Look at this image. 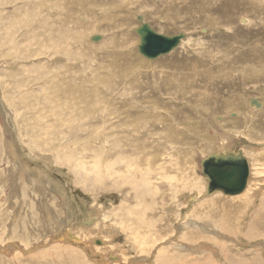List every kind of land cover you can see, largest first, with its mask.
<instances>
[{"label": "rangeland", "instance_id": "rangeland-1", "mask_svg": "<svg viewBox=\"0 0 264 264\" xmlns=\"http://www.w3.org/2000/svg\"><path fill=\"white\" fill-rule=\"evenodd\" d=\"M30 1L0 0V155L2 154L0 159V194H3L2 196L0 195V204L2 205H0V264H7L3 258L8 260L9 264H98L103 257L104 260L116 264L122 261V264H211L210 262H212V264H264V171H261L264 170V116H259L256 122V124L259 123L261 127H263L262 130L258 129L256 124L252 123V125H250L251 123H249L247 134H243L241 127L244 126L243 124L245 122L236 115V113H245L246 106L248 109H252L250 108L251 106H248L249 97L250 99L256 100L259 98L258 102L260 101L261 107L258 110L262 109L263 111L260 113L264 115V0H256L255 3H253V0H248L246 2L239 0L240 5L229 3L230 0H225L224 2L210 0L208 5L203 4L204 2L200 0H183V3H181L180 0H164L162 2L149 0L144 2L143 5L145 6L143 8L138 7L140 4L134 5V8L131 6L127 9L128 12L126 13L125 11L123 14L125 17H119L120 22L127 24V27L124 28V32L128 30V32H126V36H128L127 40L124 39L125 37L123 38L119 35L118 29V33L116 31L113 34V31H111L112 25L114 24L112 18H114L115 14L104 11L107 6L101 5L108 0H51L50 6H54L52 8H46L48 5H44L45 0H36V4ZM113 1L119 2V0ZM177 1L181 5L178 6ZM162 3L166 5L171 4L164 13H162L164 10V7H161ZM222 3L225 4L224 7H228V10H226V12L215 11L217 7L223 5ZM93 7L96 10H94ZM155 8H157L156 11ZM46 9H50V11L53 12L52 14L55 15L52 19H43L45 24L42 28L39 22V13ZM97 9L99 11H97ZM93 11H97V13L94 15ZM260 11L263 12L261 13ZM204 14L209 16L208 21L207 19L203 20ZM213 14L219 17L225 14L228 20L234 23V28H232L234 31L223 28V30H220L223 33L219 31L220 34H231L232 32L237 35L239 34L237 43L233 42L235 40L232 39L233 41H228L221 49L234 48L238 44V46L241 47L240 54H236V56L233 55L230 58V55H222V53L215 52V48L211 49L210 53L205 54L202 41L206 39L208 42L213 39L206 37L207 34L202 35L201 29H208V33H210L212 31V25L217 24L219 27L217 18ZM139 15L147 20V22L150 21V26L154 25L153 27L156 32L159 31L163 35L179 32V34L185 35V39L190 38V41L194 39L193 43L197 44V48L195 47L193 51L186 50L182 52L181 55L169 53L152 62L145 60L136 53L135 47L138 44V37L134 35V28H136L138 24L136 17ZM164 15L166 16L164 17ZM171 16H176L174 19H176V23L179 22L176 28L170 30V32L159 28V26H162L159 23V19L165 18L169 20ZM102 17L106 19L101 20ZM129 17H131V20ZM173 17L171 18L173 19ZM189 19L193 21L190 22ZM222 22L225 24L226 20L222 18ZM181 26L185 27L186 30H180ZM66 32L67 34H65ZM214 32L218 33L217 31ZM62 34L65 37L62 38ZM92 37H100V39L93 42L91 40ZM10 38L11 40H9ZM65 38L66 41L64 40ZM231 38H233V35ZM190 41L188 40L185 43H191ZM110 43L112 47H110ZM64 44L65 46H63ZM107 48L116 50H112L114 53L110 51V54L105 55L104 53L107 52L105 49ZM119 48L120 50H118ZM116 51L118 52L116 53ZM119 51H122L120 56L118 54L120 53ZM75 53L77 55H75ZM247 53L252 54L239 58L240 55ZM173 56L174 58L172 59ZM51 60L53 62H51ZM102 60L104 61L102 62ZM231 60H244L247 65L242 68H259L258 72L261 69V74L258 72L252 73L249 72V70L237 68L236 66H227L234 65ZM121 67L124 69L123 71L120 69ZM152 67H154V69ZM159 72H161L162 75ZM211 72L213 78H211ZM233 72L234 76L232 74ZM14 74L16 75L13 76ZM168 74L173 76L170 77ZM135 77H137V80ZM221 78L223 84H221ZM247 78L250 79L248 80ZM223 79L226 81H223ZM224 84H226V87H224ZM238 84H240L241 87ZM229 85L232 86L230 87ZM124 86L129 89H125ZM186 88L189 89V91ZM228 88H230V90ZM231 88L233 90H231ZM247 88L253 91V94L252 92L247 94L248 97L243 91ZM191 91L193 92L191 93ZM242 91L244 93L243 97L241 95L240 98L238 97L237 99L243 101V104L237 101L235 98L237 95L233 93ZM225 92H228V94ZM182 93L184 96H182ZM217 93H219V95ZM235 101H237V103ZM232 102L235 104L233 105ZM199 106H201L204 111L200 110ZM52 107H54V109ZM192 107L193 109H191ZM146 108L149 109V111L153 109L149 112ZM232 109L233 111H231ZM72 110H74L73 113L71 112ZM80 110L82 113L79 112ZM145 110H147V113ZM5 112L8 114L6 115ZM204 112L207 113L205 114ZM223 116L225 118L221 119ZM161 121L164 122L163 125ZM177 125L179 128H177ZM251 127L253 128L251 129ZM255 128L258 129L257 131L260 134H256L257 131H254ZM223 131L229 132L231 136ZM147 132L148 136L146 135ZM234 134L241 135L235 137ZM246 135L252 137V139L248 138ZM212 136L214 138H212ZM209 144L213 149L215 148L212 152L219 150L217 154H229L232 156L211 154L212 152L210 151L211 147ZM23 145L25 147H23ZM10 148L12 150L14 149V151ZM160 149H162V151ZM8 152H12V155H15L16 158L12 157V159H10ZM174 152L177 154H174ZM121 153L125 154L122 155ZM203 153L204 156L202 155ZM132 156L133 158H130ZM172 156L176 159H173ZM211 156L212 158L217 157V159L226 157L224 160L232 157L236 158L232 163L240 168L242 171L240 179L244 180V188L240 194L232 197L222 195V193L218 192L213 193L217 195V197L213 194L209 195V197L206 195L207 179L202 174L200 165L203 160L208 161L207 159ZM258 156L260 157V162L262 161L261 164L263 168L256 165L259 162L256 161V157ZM184 157L186 158L183 159ZM134 158L136 161L133 160ZM169 158L170 161L167 162ZM163 159H165V162ZM61 160H64L65 163L64 161L61 162ZM132 160L133 163H131ZM143 161H146L145 165ZM136 162H138V164ZM78 163L79 165H77ZM172 163L174 164L172 165ZM198 163L200 165H198ZM44 164L45 167L43 166ZM133 165L134 167L132 168ZM154 166L156 167V171ZM17 167H21V170ZM79 167L81 168L79 169ZM105 167L107 169H105ZM14 168L18 169V171L16 170L13 172ZM31 168L33 169L30 170ZM34 169L38 171L36 172ZM91 170L93 172H91ZM39 172L42 173L40 174ZM96 173L98 174L96 175ZM107 173H109V175ZM200 174L202 175L200 176ZM140 175H142V177H140ZM37 176H39V178ZM153 178H158L159 180H154ZM28 179L29 181H27ZM140 179H142L141 182ZM160 180H162V182H159ZM187 180L189 181V186L187 185ZM200 180L201 182H198ZM258 180L261 182V185L257 183ZM16 182L19 183L17 184ZM139 183H141V185ZM197 183L198 186L196 185ZM249 185H252L253 191L257 190L258 192L256 191L253 198L250 199L252 200V204L246 208L245 211L248 213L246 214L243 210L245 201L246 199L248 200V198L244 199V197H246V189ZM19 186L21 187L19 188ZM43 188H45V190ZM170 188H176V194L173 192L174 190H170ZM131 189L133 190L131 191ZM30 190L32 193H30ZM16 191H18L17 194H15ZM53 191L55 192L53 193ZM210 196L213 197L211 198ZM233 197L238 199L234 200ZM51 198H53V200ZM168 200L169 202H167ZM178 200L179 202H177ZM143 204L145 206H143ZM161 205L162 207H159ZM120 206L131 209V217H133L131 218V222H127L125 218L126 215H124L125 211L124 209L120 211ZM79 207H81V211L77 210ZM145 207L147 208L145 209ZM233 207L234 210H236L235 212ZM67 211H69L71 215ZM51 212L55 214H51ZM106 212H108V214ZM172 212H174L175 215ZM33 214H35V216ZM121 214L125 219L124 224L121 223L119 219H115L117 217L121 218ZM14 215L15 217H13ZM38 215L40 216L39 219ZM68 215L70 217H68ZM104 219H107L105 220L106 222H102ZM89 222L91 224H89ZM96 223H98V227H96ZM16 225L20 227L21 231H19V227ZM54 225L55 227H53ZM59 225H62L61 230L58 228L60 227ZM141 225L143 226L142 228ZM122 227H125V229ZM156 227L160 228V230L157 228L158 231ZM50 228L52 229L50 230ZM55 228L57 231H55ZM89 228L91 231H87ZM40 229H43V231ZM213 229L214 231H212ZM133 230H136L139 238L133 237L134 235L131 233ZM11 231L12 233H10ZM217 238L218 240H216ZM103 239L104 241H102ZM251 239L253 241H251ZM64 240L67 243L64 242ZM16 241H19V245L22 247L18 252L11 248L14 244L13 242L16 243ZM218 241L220 243H218ZM102 242L106 243V246L108 245L111 247L113 245L114 248H117V251L111 249L112 252L114 251L112 257L115 260H111L107 253H105V255H102L104 253L92 254L91 248L94 246L103 247ZM60 243L63 244L61 245ZM162 243L166 244V246H163ZM22 244L28 246V248H26L27 251ZM84 245L87 247L91 245V247L88 250ZM207 246L210 248H207ZM58 249H68L69 254L74 255L76 258L65 262V258L61 255V252H56ZM168 250L172 251V254L169 256L168 260H166ZM121 252L124 253V256ZM148 252L151 254L150 257ZM16 253L20 254L19 257ZM21 254L26 258L24 259ZM106 254L108 256H106ZM42 255L44 257H42ZM198 255H200V257H198ZM18 258L23 259V261H21V259L18 261ZM138 258H142L140 259L141 261ZM144 258L146 260L150 259L149 262L148 260L144 261ZM224 258H226V260ZM220 259L221 263H218ZM237 259L240 262H238ZM206 260L207 262L205 263Z\"/></svg>", "mask_w": 264, "mask_h": 264}, {"label": "bare ground", "instance_id": "bare-ground-1", "mask_svg": "<svg viewBox=\"0 0 264 264\" xmlns=\"http://www.w3.org/2000/svg\"><path fill=\"white\" fill-rule=\"evenodd\" d=\"M26 1V0H25ZM30 1V0H29ZM50 1L51 0H45V6H46V4L48 5L46 8H52V7H54V6H50ZM54 1V0H53ZM52 1V2H53ZM59 1V0H58ZM93 1V0H92ZM139 1H140V3H139ZM147 1H149V0H119V2L118 1H113V0H108L107 2L106 1H104V2H106V3H103V4H101V5H106L107 7L104 9V11H106V12H110L111 14H115L114 15V18H112V20H113V22H114V24L112 25L113 27L111 28V31H113V34L117 31V29L119 30V35H121L125 40H127L128 39V36H126V32H128V30L127 31H125L124 32V28L125 27H127V24L126 23H122V22H120V20H119V17L120 16H122V17H125V16H123V14L125 13V11H126V13L128 12V8L129 7H131V6H133V8H134V5H138V4H140V6H138V7H144L145 5H143L144 4V2H147ZM151 1H157V2H162V1H164V0H151ZM176 1V0H175ZM186 1V0H185ZM201 2H204L203 4H206V5H208V3H210V0H200ZM217 1H219V2H224L225 0H217ZM229 1V0H228ZM243 1H248V0H243ZM254 2L253 3H255L256 2V0H253ZM30 2H32V3H34V4H36L37 3V1L36 0H32V1H30ZM87 2V1H86ZM180 2L181 3H183V0H180ZM188 2V1H187ZM191 2V1H190ZM41 3V2H40ZM92 3V2H91ZM229 3H234V4H237V5H240V3H239V0H235V1H233V0H230V2ZM228 3V4H229ZM26 4V3H25ZM174 4V3H173ZM223 4V3H222ZM41 5V4H40ZM39 5V6H40ZM90 5V4H89ZM169 5H171V4H169ZM169 5H166V4H163L162 3V5H161V7H164V10H163V12L162 13H164L170 6ZM176 5V4H175ZM177 5L179 6V5H181L180 3H178V1H177ZM197 5V4H196ZM218 5V4H217ZM224 5L225 4H223V5H221V6H219V7H217L216 9H215V11H223V12H226V10H228V7H224ZM227 5V4H226ZM42 6V5H41ZM97 6V5H96ZM193 6V5H192ZM25 7H26V5H25ZM32 7V6H31ZM157 7V6H156ZM137 8V7H136ZM174 8V7H173ZM38 9V8H37ZM93 9H94V7H93ZM98 9H102V8H98ZM97 9V11H99ZM153 9V8H152ZM182 9V8H181ZM195 9V8H194ZM208 9V8H207ZM34 10V9H33ZM54 10H55V8H54ZM65 10H66V8H65ZM94 10H96V9H94ZM130 10V9H129ZM148 10V9H147ZM157 10V8H155V11ZM97 11H93V14L95 15L96 13H97ZM154 11V10H153ZM171 11V10H170ZM187 11V10H186ZM38 12V11H37ZM102 12V11H101ZM134 12V11H133ZM140 12V11H139ZM261 13L263 12V11H260ZM53 12H51L50 11V9H46V10H43V11H41L40 13H39V22H40V24L42 25V28H43V26H44V24H45V21L43 20V19H47V20H49V18L50 19H52L53 17H54V15L52 14ZM62 13V12H61ZM71 14V13H70ZM101 14V13H100ZM103 14H104V12H103ZM157 14V13H156ZM156 14H155V16H156ZM167 14V13H166ZM71 15H73V14H71ZM70 15V16H71ZM83 15V14H82ZM162 15V14H161ZM176 15V14H175ZM216 18H217V21H218V23H219V27L217 26V24H214V25H212V28H211V32L210 33H208V29H205V28H202L201 30H202V35H206V37H210V38H212L213 40H211V41H208L207 42V40L206 39H204L203 40V36H202V46L205 48V54H208V53H210L211 52V49H213V48H215V52H218V53H222V55H230L229 57L231 58V56H236V54H240L239 52H240V49H241V47L240 46H238V44L236 45V47H234V48H226V49H221V47L223 46V45H225V43H227L228 41H233V40H235V41H233V42H236L237 43V41L239 40V34L237 35L236 33H231V34H229V33H226V34H220L219 33V31L220 30H223V28L224 29H226V30H233L232 28H234V23L233 22H231V21H229L228 20V17L224 14L222 17H219V16H217L216 14H213ZM25 16V15H24ZM108 16V15H107ZM106 16V17H107ZM112 16V15H111ZM117 16H118V18H117ZM140 16V15H139ZM150 16V15H149ZM166 15H164V17H165ZM188 16V15H187ZM98 17H100V16H98ZM158 17V16H157ZM161 17V16H160ZM171 17H173V16H171ZM169 18V20H167V19H165V18H163V19H159V23L162 25V26H159V28H161V29H164V30H167V31H169L170 32V30H174L175 28H176V25L177 24H179V22H177L176 23V19H174L176 16H174L173 17V19L172 18ZM185 17V16H184ZM18 18V17H17ZM60 18H61V16H60ZM88 18V17H87ZM111 18V17H110ZM147 18V17H146ZM167 18V17H166ZM178 18V17H177ZM222 18L223 19H225L226 20V22H225V24L222 22ZM104 19H106L105 17H102L101 18V20H104ZM129 19L131 20V17H129ZM180 19V18H179ZM204 19H207V21L209 20V16L208 15H206V14H204V16H203V20ZM69 20V19H68ZM109 20H111V19H109ZM145 20V19H144ZM155 20V19H154ZM190 20V22L191 21H193L192 19H189ZM188 20V21H189ZM228 20V21H227ZM59 21V20H58ZM91 21V20H90ZM122 21V20H121ZM153 21V20H152ZM158 21V20H157ZM185 21V20H184ZM196 21V20H195ZM246 21V20H245ZM26 22V21H25ZM108 22H110V21H108ZM144 24H148V26H149V28H150V30L153 32V33H155L156 35H163V34H161V32H159L158 30V32H156V30L154 29V23L153 24H151V25H153V26H150V21L149 22H147V20H145V21H142ZM240 22H242V23H245V22H243V21H240ZM112 23V22H111ZM213 24V23H212ZM26 25V24H25ZM182 25V24H181ZM93 26H96V25H93ZM99 26V25H98ZM137 26H138V24H137ZM136 26V27H137ZM187 26V25H186ZM209 26V25H208ZM211 26V25H210ZM11 27V26H10ZM30 27V26H29ZM80 28V27H79ZM90 28V27H89ZM105 28V27H104ZM181 29L180 30H186V28L185 27H180ZM1 29V28H0ZM187 29H189V28H187ZM134 30H135V28H134ZM189 31V30H188ZM191 31H193V30H191ZM196 31V30H195ZM214 31H217L218 33H215ZM234 31V30H233ZM58 32V31H57ZM69 32V31H68ZM82 32V31H81ZM131 32V31H130ZM197 32V31H196ZM199 32V31H198ZM221 32V31H220ZM61 33V32H60ZM64 33V32H63ZM117 33H118V31H117ZM179 33V32H178ZM178 33H172V34H168L167 36H172V35H176V34H178ZM221 33H223V32H221ZM35 34V33H34ZM40 34V33H39ZM49 34V33H48ZM65 34H67V32L65 33ZM64 34V35H65ZM187 34V33H186ZM14 35V34H13ZM135 35V34H134ZM166 35V34H165ZM210 35V36H209ZM233 35V38H231V36ZM56 35L54 34V37H55ZM67 36V35H66ZM71 36V35H70ZM91 36V35H90ZM195 36V35H194ZM193 36V37H194ZM5 37V36H4ZM14 37V36H13ZM34 37V36H33ZM43 37V36H42ZM50 37V36H49ZM53 37V38H54ZM63 37H65V36H63V34H62V38ZM73 37V36H72ZM102 37V36H101ZM188 37V36H187ZM205 37V38H206ZM6 38V37H5ZM60 38V37H59ZM66 38H68V37H66ZM66 38L64 39L65 41H66ZM70 38V37H69ZM134 38V37H133ZM55 39L57 40V37H55ZM138 39V38H137ZM193 39V38H192ZM233 39V40H232ZM9 40H11V38L9 39ZM40 40H41V38H40ZM52 40V39H51ZM61 40H63V39H61ZM72 40H74V39H72ZM190 41V38H187V39H185V40H182L181 41V43H180V45H179V49L177 48V50H175L174 52H171V53H177V55H181V53L182 52H184V51H186V50H194V48L196 47L197 48V44H195V43H193V40H191L190 42L191 43H185L186 41ZM39 41V40H38ZM196 41V40H195ZM34 42V41H33ZM60 42H62V41H60ZM43 43V42H42ZM56 43V42H55ZM64 43V42H63ZM104 43V42H103ZM25 44V43H24ZM80 44V43H79ZM136 44V43H135ZM256 44V43H255ZM254 44V45H255ZM259 44V43H258ZM42 45V44H41ZM46 45V44H45ZM110 45V47H112V44L110 43L109 44ZM40 46V45H39ZM63 46H65V44L63 45ZM117 46V45H116ZM135 46V45H134ZM259 46V45H258ZM28 47V46H27ZM31 47V46H30ZM59 47V46H58ZM57 47V48H58ZM75 47V46H74ZM81 47V46H80ZM136 47V46H135ZM8 48V47H7ZM65 48V47H64ZM68 48V47H67ZM116 48V47H115ZM128 48V47H127ZM131 48V47H130ZM256 48V47H255ZM24 49V48H23ZM12 50V49H11ZM64 50V49H63ZM72 50H74V49H72ZM102 50V49H101ZM107 52H105L104 54L106 55V54H110L111 52L110 51H112V50H116V49H112V48H107V49H105ZM118 50H120V48L118 49ZM124 50V49H123ZM196 50V49H195ZM199 50V49H198ZM220 50V51H219ZM226 50V51H225ZM245 50V49H244ZM67 51V50H66ZM128 51V50H127ZM33 52V51H32ZM85 52V51H84ZM113 52V51H112ZM118 51H116V53H117ZM120 53H118L119 54V56H120V54H121V52L122 51H119ZM130 52V51H129ZM191 52V51H190ZM41 53H43V52H41ZM114 53V52H113ZM137 53V52H136ZM38 54V53H37ZM73 54V53H72ZM80 54H82V53H80ZM85 54V53H84ZM193 54H194V52H193ZM196 54H198V53H196ZM252 53H247V54H242V55H240L239 56V58H243V57H246V56H249V55H251ZM75 55H77L76 53H75ZM177 55H175V56H177ZM40 56V55H39ZM85 56V55H84ZM192 56H194V55H192ZM199 56V55H198ZM216 56V55H215ZM97 57V56H96ZM128 57V56H127ZM160 57H163V56H160ZM159 57V58H160ZM190 57V56H189ZM196 57H197V55H196ZM201 57V56H200ZM84 58V57H83ZM108 58V57H107ZM115 58H116V56H115ZM120 58V57H119ZM174 58V56L172 57V59ZM212 58V57H211ZM10 59V58H9ZM52 59V58H51ZM142 59V58H141ZM199 59V58H198ZM202 59V58H201ZM12 60V59H11ZM17 60V59H16ZM157 60V59H156ZM104 60H102V62H103ZM109 61V60H108ZM155 61V60H154ZM232 62H233V64L234 65H227V66H236L237 68H242V67H245V65H247V64H245V62H244V60H231ZM23 62V61H22ZM51 62H53L52 60H51ZM117 62V61H116ZM152 62V61H151ZM176 62V61H175ZM197 62V61H196ZM72 63V62H71ZM114 63V62H113ZM218 63V62H217ZM4 64V63H3ZM7 64V63H6ZM62 64V63H61ZM154 64V63H153ZM198 64V63H197ZM211 64V63H210ZM43 65V64H42ZM41 65V66H42ZM49 65V64H48ZM11 66V65H10ZM20 66V65H19ZM63 66V65H62ZM115 66V65H114ZM206 66V65H205ZM5 67H6V65H5ZM9 67V66H8ZM7 67V68H8ZM35 67V66H34ZM60 67V66H59ZM117 67H118V64H117ZM139 67H141V66H139ZM161 67V66H160ZM124 68V67H123ZM133 68V67H132ZM153 69H154V67H152ZM175 68H177V67H175ZM263 68H264V66H263ZM262 68V69H263ZM24 69V68H23ZM61 69V68H60ZM59 69V70H60ZM122 71L124 70V69H122V67L120 68ZM242 69H244V70H249V72H252V73H257L258 72V70H259V68H252V67H248V68H242ZM105 70V69H104ZM117 70H118V68H117ZM228 70H229V68H228ZM231 70V69H230ZM28 71V70H27ZM108 71V70H107ZM164 71V70H163ZM5 72H6V70H5ZM33 72V71H32ZM54 72V71H53ZM136 72V71H135ZM48 73V72H47ZM106 73V72H105ZM116 73V72H115ZM160 74H161V72H159ZM158 73V74H159ZM258 73H260L261 74V69H260V71L258 72ZM55 74V73H54ZM108 74V73H107ZM117 74V73H116ZM157 74V73H156ZM174 74V73H173ZM220 74V73H219ZM233 74V76H234V72L232 73ZM242 74V73H241ZM12 75V74H11ZM11 75H9V76H11ZM16 74H14L13 76H15ZM135 75V74H134ZM138 75H140V74H138ZM154 75V74H153ZM162 75V74H161ZM161 75H159V76H161ZM164 75H166V74H164ZM169 76H170V74H168ZM211 75H212V72H211ZM249 75V74H248ZM258 75V74H257ZM114 76V75H113ZM171 76H173V75H171ZM170 76V77H171ZM176 76H178V75H176ZM232 76V77H233ZM237 76V75H236ZM253 76V75H252ZM5 77V76H4ZM8 77V76H7ZM12 77V76H11ZM162 77V76H161ZM175 77V76H174ZM198 77V76H197ZM208 77H209V75H208ZM258 77V76H257ZM261 77V76H260ZM97 78V77H96ZM101 78V77H100ZM115 78V77H114ZM136 78V80H137V77H135ZM155 78V77H154ZM211 78H213V75H212V77ZM255 78V77H254ZM26 79V78H25ZM98 79V78H97ZM106 79V78H105ZM173 79V78H172ZM215 79H216V77H215ZM248 79V78H247ZM250 79V78H249ZM248 79V80H249ZM260 79V78H259ZM11 80V79H10ZM165 80V79H164ZM212 80V79H211ZM230 80V79H229ZM241 80V79H240ZM61 81V80H60ZM169 81V80H168ZM183 81V80H182ZM189 81V80H188ZM220 81H221V84H223V82H222V78L220 79ZM223 81H226L225 79H223ZM232 81V80H231ZM258 81V80H257ZM7 82V81H6ZM104 82V81H103ZM172 82V81H171ZM170 82V83H171ZM212 82H213V80H212ZM33 83V82H32ZM95 83V82H94ZM176 83V82H175ZM258 83V82H257ZM13 84V83H12ZM62 84V83H61ZM126 84V83H125ZM173 84V83H172ZM179 84H180V82H179ZM204 84H205V82H204ZM230 84V83H229ZM261 84H262V82H261ZM67 85V84H66ZM86 85H88V84H86ZM155 85H156V83H155ZM207 85V84H206ZM215 85V84H214ZM225 86L224 87H226V84H224ZM238 85H240V84H238ZM243 85V84H242ZM35 86V85H34ZM62 86V85H61ZM75 86V85H74ZM183 86V85H182ZM230 86V85H229ZM232 86V85H231ZM230 86V87H231ZM249 86H251V85H249ZM259 86H261V85H259ZM258 86V87H259ZM178 87V86H177ZM214 87V86H213ZM239 87V86H238ZM240 87H241V85H240ZM243 87V86H242ZM62 88V87H61ZM65 88V87H64ZM86 88V87H85ZM124 88H125V86H124ZM154 88V87H153ZM156 88V87H155ZM158 88V87H157ZM246 88V87H245ZM252 88V87H251ZM253 88H256V87H253ZM49 89V88H48ZM96 89V88H95ZM125 89H129V88H125ZM187 89V88H186ZM185 89V90H186ZM201 89V88H200ZM229 90H230V88H228ZM261 89V88H260ZM13 90V89H12ZM77 90V89H76ZM133 90V89H132ZM136 90H137V88H136ZM159 90V89H158ZM184 90V89H183ZM188 91H189V89H187ZM231 90H233L232 88H231ZM254 90V89H253ZM1 91V90H0ZM25 91V90H24ZM64 91V90H63ZM108 91V90H107ZM181 91V90H180ZM244 92H245V94H246V96L248 97V95L247 94H250V92H252V94H253V91H250V88H247V89H245V90H243ZM243 91L242 92H233L235 95H237V96H235V98L237 99L238 97L240 98V96L242 95V97H243V95H244V93H243ZM82 92V91H81ZM141 92V91H140ZM182 92V91H181ZM193 91H191V93H192ZM217 92V91H216ZM229 92V91H228ZM228 92L226 93V94H228ZM232 92V91H231ZM247 92V93H246ZM89 93V92H88ZM154 93H156V92H154ZM184 93V92H183ZM182 93V94H183ZM230 93V92H229ZM24 94V93H23ZM141 94V93H140ZM160 94V93H159ZM162 94V93H161ZM164 94V93H163ZM218 95H219V93H217ZM138 95H139V93H138ZM217 95V96H218ZM182 96H184V94L182 95ZM230 96V95H229ZM46 97V96H45ZM153 97V96H152ZM190 97V96H189ZM264 97V96H263ZM262 97V98H263ZM4 98V97H3ZM6 98V97H5ZM43 98V97H42ZM228 97L226 96V99H227ZM231 98V97H230ZM229 98V99H230ZM233 98V97H232ZM247 99V98H246ZM261 99V98H260ZM264 99V98H263ZM177 100H179V99H177ZM208 100V99H207ZM224 100V99H223ZM228 100V99H227ZM233 100V99H232ZM243 100H245V99H243ZM248 102H249V104H248V106L250 107V108H252V109H248V107L246 106V112L245 113H240V114H238V113H236V115H237V117H240V118H242L241 120H243L245 123L243 124L244 126H242L241 127V130H242V133L243 134H245L246 132H247V128H248V125H249V123H251L250 125H252V123H254V124H256V122H257V120L259 119V116H264L263 115V113H260L261 111H263L262 109L261 110H258L259 109V106H256L255 104H250V102L251 101H255V102H257L258 100H259V98H258V100H254V99H250V97L248 98ZM31 101V100H30ZM131 101V100H130ZM154 101V100H153ZM229 101H231V100H229ZM237 101L238 102H241L242 104H243V101H240V100H238L237 99ZM237 101H235L236 103H237ZM246 101V100H245ZM70 102V101H69ZM133 102V101H132ZM260 102V101H259ZM4 103V102H3ZM11 103V102H10ZM71 103H72V101H71ZM76 103V102H75ZM258 103V102H257ZM263 103V102H262ZM66 104V103H65ZM64 104V105H65ZM163 104V103H162ZM232 104H233V102H232ZM235 104V103H234ZM233 104V105H234ZM3 105V104H2ZM43 105V104H42ZM63 105V106H64ZM159 105H161V104H159ZM198 105V104H197ZM263 105V104H262ZM45 106V105H44ZM67 106V105H66ZM138 106V105H137ZM144 106V105H143ZM146 106V105H145ZM243 106V105H242ZM241 106V107H242ZM84 107V106H83ZM116 107V106H115ZM133 107H134V105H133ZM152 107V106H151ZM48 108V107H47ZM53 109H54V107H52ZM77 108V107H76ZM231 108H232V105H231ZM235 108H236V106H235ZM234 108V109H235ZM254 108V109H253ZM139 109H140V107H139ZM147 109V108H146ZM153 109V108H152ZM152 109H151V111H152ZM156 109V108H155ZM191 109H193V107L191 108ZM190 109V110H191ZM199 109L200 110H203L204 111V109L201 107V106H199ZM207 109V108H206ZM237 109V108H236ZM242 109V108H241ZM243 109H245V108H243ZM263 109H264V107H263ZM1 110V109H0ZM11 110V109H10ZM62 110V109H61ZM132 110V109H131ZM137 110V109H136ZM148 111H149V109H147ZM147 110H145L146 111V113H147ZM210 110V109H209ZM238 110V109H237ZM236 110V111H237ZM64 111V110H63ZM73 111L74 110H72L71 112L73 113ZM151 111H149V112H151ZM180 111V110H179ZM195 111V110H194ZM212 111V110H211ZM231 111H233V109L231 110ZM66 112H67V110H66ZM70 112V113H71ZM79 112H81V110L79 111ZM196 112V111H195ZM209 112V111H208ZM227 112V111H226ZM51 113V112H50ZM52 113H53V111H52ZM60 113H62V112H60ZM64 113V112H63ZM69 113V114H70ZM82 113V112H81ZM141 113V112H140ZM205 114L207 113V112H204ZM225 113V112H224ZM5 114H6V112H5ZM8 114V113H7ZM6 114V115H7ZM32 114V113H31ZM204 114V115H205ZM257 114H259V115H257ZM84 115V114H83ZM204 115H203V117H204ZM60 116V115H59ZM80 116V115H79ZM82 116V115H81ZM123 116V115H122ZM142 116V115H141ZM162 116V115H161ZM198 116V115H197ZM210 116V115H209ZM216 116V115H215ZM227 116V115H226ZM62 117H65V116H62ZM69 117V116H68ZM90 117V116H89ZM160 117V116H159ZM163 117H165V116H163ZM258 117V118H257ZM33 118V117H32ZM67 118V117H66ZM65 118V119H66ZM75 118V117H74ZM144 118V117H143ZM142 118V119H143ZM167 118V117H166ZM200 118V117H199ZM222 118H225L224 116L223 117H221V119ZM236 118V117H235ZM9 119H10V117H9ZM148 119V118H147ZM157 119H159V118H157ZM205 119V118H204ZM220 119V118H219ZM237 119V118H236ZM57 120V119H56ZM59 120V119H58ZM64 120V119H63ZM238 120V119H237ZM263 120H264V117H263ZM16 121V120H15ZM34 121V120H33ZM214 121V120H213ZM223 121V120H222ZM225 121V120H224ZM229 121V120H228ZM242 121V122H243ZM143 122V121H142ZM157 122H158V120H157ZM162 122V121H161ZM210 122V121H209ZM208 122V123H209ZM46 123V122H45ZM163 123L164 122H162L161 124L163 125ZM169 123V122H168ZM197 123V122H196ZM204 123V122H203ZM206 123V122H205ZM225 123V122H224ZM224 123H223V125H224ZM210 125L212 126V124H211V122H210ZM221 125V124H220ZM209 126V125H208ZM256 126L258 127V129H260V130H262L263 129V127H261V125L258 123V124H256ZM106 127H107V125H106ZM142 127V126H141ZM159 127V126H158ZM214 127V126H213ZM218 127V126H217ZM254 127H255V125H254ZM60 128V127H59ZM176 128V127H175ZM177 128H179L178 127V125H177ZM253 127H251V129H252ZM103 129V128H102ZM207 129V128H206ZM222 129V128H221ZM224 129V128H223ZM256 129V128H255ZM254 129V131L256 132L258 129H256L255 130ZM117 130V129H116ZM120 130V129H119ZM225 130V129H224ZM2 131V130H1ZM161 131V130H160ZM173 131V130H172ZM221 131V130H220ZM77 132V131H76ZM104 132V131H103ZM111 132V131H110ZM141 132V131H140ZM224 132V131H223ZM254 132V133H255ZM261 132V131H260ZM263 132V131H262ZM98 133V132H97ZM128 133V132H127ZM153 133H154V131H153ZM159 133V132H158ZM224 133H228V135H230L229 134V132H224ZM250 133V132H249ZM259 132L257 131V133L256 134H258ZM2 134V133H1ZM90 134V133H89ZM166 134H167V132H166ZM247 134V133H246ZM260 134V133H259ZM18 135V134H17ZM29 135V134H28ZM99 135H100V133H99ZM103 135V134H102ZM140 135V134H139ZM147 136H148V132H147V134H146ZM160 135V134H159ZM164 135V134H163ZM216 135V134H215ZM227 135V134H226ZM235 135V137H238V136H240L241 134H234ZM263 135V134H262ZM261 135V136H262ZM8 136V135H7ZM24 136V135H23ZM25 136H26V134H25ZM125 136H126V134H125ZM223 136V135H222ZM231 136V135H230ZM233 136V135H232ZM244 136V135H243ZM246 136H248V135H246ZM253 136V135H252ZM264 136V135H263ZM140 137V136H139ZM144 137V136H143ZM154 137V136H153ZM234 137V136H233ZM18 138H19V136H18ZM150 138V137H149ZM155 138V137H154ZM212 138H214L213 136H212ZM218 138V137H217ZM243 138H245V137H243ZM248 138H251L252 139V137H250V136H248ZM261 138V137H260ZM1 139V138H0ZM20 139V138H19ZM25 139V138H24ZM23 139V140H24ZM99 139V138H98ZM134 139V138H133ZM137 139H139V138H137ZM142 139V138H141ZM144 139V138H143ZM156 139V138H155ZM223 139V138H222ZM262 139H263V137H262ZM7 140V139H6ZM34 140V139H33ZM152 140H154V139H152ZM2 141V140H1ZM22 141V140H21ZM27 141V140H26ZM124 141V140H123ZM158 141V140H157ZM212 141V140H211ZM210 141V142H211ZM254 141V140H253ZM106 142V141H105ZM108 142V141H107ZM117 142V141H116ZM155 142V141H154ZM153 142V143H154ZM252 142V141H251ZM17 143V142H16ZM147 143V142H146ZM227 143V142H226ZM12 144V143H11ZM13 144H14V142H13ZM20 144H22V143H20ZM25 144V143H24ZM109 144V143H108ZM125 144V143H124ZM134 144V143H133ZM157 144V143H156ZM162 144V143H161ZM168 144V143H167ZM1 145V144H0ZM26 145V144H25ZM28 145V144H27ZM158 145V144H157ZM260 145V144H259ZM33 146H35V145H33ZM126 146H127V144H126ZM140 146V145H139ZM160 146V145H159ZM207 146V145H206ZM209 146H210V144H209ZM2 147V146H1ZM23 147H25L24 145H23ZM166 147V146H165ZM164 147V148H165ZM211 147V146H210ZM209 147V148H210ZM225 147V146H224ZM249 147V146H248ZM30 148V147H29ZM124 148H126V147H124ZM139 148V147H138ZM160 148V147H159ZM169 148V147H168ZM207 148V147H206ZM218 148V147H217ZM226 148V147H225ZM11 149V148H10ZM22 149H24V148H22ZM28 149V148H27ZM32 149V148H31ZM37 149V148H36ZM128 149V148H127ZM127 149H124V150H127ZM133 149V148H132ZM149 149V148H148ZM205 149V148H204ZM215 149V148H214ZM213 147H211L210 148V151L212 152L213 150ZM254 149V148H253ZM12 150V149H11ZM129 150H130V148H129ZM158 150V149H157ZM156 150V151H157ZM161 151H162V149H160ZM164 150V149H163ZM166 150V149H165ZM230 150V149H229ZM258 150H259V148H258ZM257 150V151H258ZM262 150H263V148H262ZM12 151H14V149L12 150ZM33 151V150H32ZM40 151V150H39ZM156 151H154V152H156ZM198 151H200V150H198ZM207 151V150H206ZM209 151V152H210ZM219 150H217L216 152L214 151V152H212L211 154H214V155H219V156H229V157H231L232 155H229V154H217V152H218ZM260 151V150H259ZM193 152V151H192ZM191 152V153H192ZM226 152V151H225ZM253 152V151H252ZM9 153V158L10 159H12V157L13 158H16L15 157V155H12V152H8ZM14 153V152H13ZM136 153V152H135ZM149 153H151V152H149ZM162 153V152H161ZM201 153V152H200ZM251 153V152H250ZM257 153V152H256ZM260 153H262V152H260ZM259 153V154H260ZM264 153V152H263ZM262 153V154H263ZM122 155L123 154H125V153H121ZM141 154V153H140ZM163 154V153H162ZM162 154H161V156H162ZM174 154H177V153H175L174 152ZM173 154V155H174ZM193 154V153H192ZM191 154V155H192ZM240 154V153H239ZM2 155V154H1ZM1 155H0V159H1ZM24 155V154H23ZM28 155H30V154H28ZM35 155V154H34ZM78 155V154H77ZM148 155V154H147ZM203 156H204V153L202 154ZM236 155V154H235ZM255 155V154H254ZM32 156H33V154H32ZM89 156V155H88ZM136 156V155H135ZM134 156V157H135ZM149 156V155H148ZM155 156V155H154ZM163 156H165V155H163ZM175 156V155H174ZM178 156V155H177ZM5 157V156H4ZM30 157V156H29ZM28 157V158H29ZM47 157V156H46ZM63 157V156H62ZM68 157V156H67ZM66 157V158H67ZM110 157V156H109ZM139 157V156H138ZM197 157V156H196ZM253 157V156H252ZM8 158V159H9ZM34 158V157H33ZM32 158V159H33ZM61 158V157H60ZM130 158H133V156L132 157H130ZM137 158V157H136ZM146 158H147V156H146ZM170 158H171V156H170ZM170 158L167 160V162H169L170 161ZM172 158H173V156H172ZM175 158V157H174ZM173 158V159H174ZM179 158V157H178ZM186 157H184L183 159H185ZM188 158V157H187ZM201 158V157H200ZM264 158V157H263ZM7 159V158H6ZM62 159V158H61ZM65 159V158H64ZM70 159V158H69ZM79 159V158H78ZM96 159V158H95ZM111 159V158H110ZM160 159V158H159ZM173 159H172V162H173ZM176 159V158H175ZM205 159V158H204ZM17 160V159H16ZM60 160V159H59ZM71 160H72V158H71ZM71 160H70V162H71ZM73 160H74V157H73ZM105 160V159H104ZM103 160V161H104ZM133 160H135V158L133 159ZM133 160H132V162L131 163H133ZM137 160H139V159H137ZM141 160V159H140ZM146 160V159H145ZM153 160V159H152ZM162 160V159H161ZM165 159H163V161H164ZM193 160V159H192ZM62 161H64V160H61V162ZM67 161V160H66ZM79 161V160H78ZM110 161V160H109ZM136 161V160H135ZM182 161V160H181ZM256 161H259L256 165H258V166H260V168H263V166H262V164H261V162H260V157L258 156V157H256ZM16 162V161H15ZM42 162H45V161H42ZM55 162V161H54ZM92 162H93V160H92ZM91 162V163H92ZM99 162V161H98ZM101 162V161H100ZM105 162V161H104ZM129 162H130V160H129ZM139 162V161H138ZM138 162H136L137 164H138ZM144 162V161H143ZM148 162V161H147ZM165 162V161H164ZM16 163H18V162H16ZM27 163H29V162H27ZM64 163H65V161H64ZM94 163V162H93ZM92 163V164H93ZM108 163V162H107ZM106 163V164H107ZM145 163H146V161L144 162V165H145ZM175 163V162H174ZM174 163H172V165L174 164ZM184 163V162H183ZM2 164V163H1ZM10 164H11V162H10ZM14 164V163H13ZM12 164V165H13ZM69 164V163H68ZM82 164V163H81ZM98 164V163H97ZM141 164V163H140ZM157 164V163H156ZM159 164V163H158ZM167 164V163H166ZM6 165V164H5ZM20 165V164H19ZM73 165V164H72ZM77 165H79V163L77 164ZM76 165V166H77ZM86 165V164H85ZM108 165V164H107ZM118 165V164H117ZM124 165V164H123ZM183 165V164H182ZM182 165H181V167H182ZM188 165V164H187ZM198 165H200L199 163H198ZM7 166V165H6ZM17 166H18V164H17ZM44 167H45V164L43 165ZM50 166V165H49ZM51 166H52V163H51ZM55 166V165H54ZM58 166V165H57ZM65 166V165H64ZM69 166V165H68ZM82 166V165H81ZM110 166V165H109ZM116 166V165H115ZM125 166V165H124ZM141 166H142V164H141ZM201 166V165H200ZM11 167H13V166H11ZM14 167H16V166H14ZM22 167V166H21ZM21 167H17L18 169H20ZM72 167V166H71ZM85 167V166H84ZM94 167V166H93ZM97 168H99L98 166H96ZM104 167V166H103ZM117 167V166H116ZM115 167V168H116ZM125 167H127V166H125ZM134 167V165L132 166V168ZM155 167V166H154ZM249 167V166H248ZM4 168V167H3ZM6 168V167H5ZM28 168V167H27ZM58 168V167H57ZM64 168V167H63ZM76 168V167H75ZM81 167H79V169H80ZM101 168H102V166H101ZM107 168H108V166H107ZM106 167H105V169H107ZM128 169H130L129 167H127ZM145 168V167H144ZM167 168H168V166H167ZM176 168V167H175ZM18 169H15L14 168V171L13 172H15L16 170L18 171ZM33 168H31L30 170H32ZM74 169V168H73ZM77 169V168H76ZM83 169V168H82ZM81 169V170H82ZM100 169V168H99ZM127 169V170H128ZM160 169V168H159ZM198 169V168H197ZM196 169V170H197ZM250 169V168H249ZM258 169V168H257ZM264 169V168H263ZM3 170V169H2ZM1 170V171H2ZM10 170H12V169H10ZM21 170V169H20ZM28 170V169H27ZM35 170V169H34ZM47 170V169H46ZM95 170H97V169H95ZM169 170V169H168ZM182 170V169H181ZM36 171V170H35ZM38 171V170H37ZM36 171V172H37ZM145 171V170H144ZM155 171H156V167H155ZM163 171V170H162ZM261 171H264V170H261ZM28 172V171H27ZM45 172V171H44ZM47 172H48V170H47ZM50 172V171H49ZM60 172V171H59ZM78 172V171H77ZM91 172H93L92 170H91ZM121 172V171H120ZM202 172V171H201ZM40 173V172H39ZM42 173V172H41ZM40 173V174H41ZM104 173H105V171H104ZM113 173V172H112ZM160 173V172H159ZM158 173V174H159ZM264 173V172H263ZM1 174V173H0ZM11 174H13V173H11ZM31 174H33V173H31ZM49 174V173H48ZM78 174H80V173H78ZM86 174V173H85ZM84 174V175H85ZM91 174V173H90ZM92 174H94V173H92ZM98 173H96V175H97ZM99 174H100V172H99ZM106 174V173H105ZM108 175H109V173H107ZM126 174V173H125ZM134 174H135V172H134ZM146 174V173H145ZM162 174V173H161ZM160 174V175H161ZM7 175V174H6ZM24 175V174H23ZM22 175V176H23ZM26 175V174H25ZM29 175V174H28ZM43 175H45V174H43ZM83 175V174H82ZM89 175V174H88ZM87 175V176H88ZM110 175H111V172H110ZM122 175V174H121ZM130 175V174H129ZM153 175H155V174H153ZM171 175V174H170ZM202 174H200V176H201ZM10 176V175H9ZM20 176V175H19ZM41 176V175H40ZM77 176V175H76ZM150 176H151V174H150ZM155 176H157V175H155ZM162 176V175H161ZM254 176V175H253ZM6 177V176H5ZM25 177V176H24ZM33 177H34V175H33ZM38 178H39V176H37ZM42 177V176H41ZM90 177V176H89ZM95 177V176H94ZM140 177H142V175H140ZM154 177V176H153ZM167 177H169V176H167ZM171 177V176H170ZM252 177V176H251ZM13 178V177H12ZM15 178V177H14ZM30 178V177H29ZM44 178V177H43ZM49 178V177H48ZM85 178V177H84ZM83 178V179H84ZM88 178V177H87ZM96 178V177H95ZM94 178V179H95ZM99 178H101V177H99ZM105 178V177H104ZM126 178V177H125ZM250 178V177H249ZM6 179V178H5ZM31 179V178H30ZM33 179V178H32ZM44 179H46V178H44ZM43 179V180H44ZM79 179V178H78ZM92 179V178H91ZM112 179V178H111ZM127 179V178H126ZM130 179H131V177H130ZM146 179H148V178H146ZM154 179V178H153ZM156 179V178H155ZM154 179V180H155ZM158 179V178H157ZM156 179V180H157ZM161 179V178H160ZM163 179V178H162ZM168 179V178H167ZM10 180V179H9ZM13 180V179H12ZM23 180H24V178H23ZM42 180V179H41ZM52 180V179H51ZM86 180V179H85ZM102 180V179H101ZM108 180H110V179H108ZM159 180V179H158ZM165 180V179H164ZM169 180V179H168ZM204 180V179H203ZM19 181V180H18ZM27 181H29V179L27 180ZM103 181V180H102ZM112 181V180H111ZM138 181V180H137ZM142 181V179H140V182ZM146 181H148V180H146ZM251 181V180H250ZM254 181V180H253ZM259 181V180H258ZM257 181V183H260V185H261V182L259 181L258 182ZM5 182H7V181H5ZM13 182H14V180H13ZM20 182V181H19ZM19 182H16L17 184L19 183ZM46 182V181H45ZM85 182V181H84ZM88 182H90V181H88ZM149 182V181H148ZM159 182H162V180H160ZM170 182V181H169ZM198 182H201V180L200 181H198ZM0 183H1V181H0ZM8 183V182H7ZM30 183V182H29ZM36 183V182H35ZM100 183V182H99ZM138 183V182H137ZM136 183V184H137ZM166 183H168V182H166ZM256 183V182H255ZM14 184V183H13ZM23 184V183H22ZM42 184H43V182H42ZM56 184V183H55ZM129 184V183H128ZM140 185H141V183H139ZM147 184V183H146ZM264 184V183H263ZM5 185H7V184H5ZM29 185V184H28ZM30 185H31V183H30ZM29 185V186H30ZM33 185V184H32ZM39 185V184H38ZM123 185V184H122ZM130 185V184H129ZM133 185V184H132ZM162 185V184H161ZM164 185V184H163ZM170 185V184H169ZM187 185L189 186V181L187 180ZM192 185V184H191ZM197 186H198V183L196 184ZM207 185V184H206ZM256 185V184H255ZM254 185V186H255ZM14 186V185H13ZM41 186V185H40ZM45 186H46V184H45ZM44 186V187H45ZM55 186V185H54ZM57 186V185H56ZM82 186V185H81ZM120 186V185H119ZM135 186V185H134ZM166 186V185H165ZM259 186V185H258ZM21 186H19V188H20ZM28 187V186H27ZM39 187V186H38ZM126 187V186H125ZM131 187V186H130ZM144 187V186H143ZM147 187V186H146ZM153 187V186H152ZM151 187V188H152ZM205 187V186H204ZM16 188V187H15ZM79 188V187H78ZM138 188V187H137ZM145 188V187H144ZM169 188V187H168ZM173 188V187H172ZM172 188H170V190L172 189ZM197 188V187H196ZM203 188V187H202ZM254 188V187H253ZM36 189V188H35ZM44 190H45V188H43ZM122 189V188H121ZM147 189H150V188H147ZM155 189H156V187H155ZM154 189V190H155ZM167 189V188H166ZM206 189V188H205ZM246 189V188H245ZM256 189V188H255ZM260 189V188H259ZM258 189V190H259ZM262 189V188H261ZM7 190V189H6ZM12 190V189H11ZM14 190V189H13ZM133 189H131V191H132ZM172 190H174L173 192L175 193V190H176V188H174V189H172ZM185 190H186V188H185ZM191 190V189H190ZM203 190V189H202ZM254 189H252V185H249L248 187H247V189H246V197H244V199L245 198H248V200L246 199V201H245V204H244V210H243V212H246L245 210H246V208L247 207H249L251 204H252V200H250L251 198H253V196H254V193H256V191H253ZM9 191V190H8ZM31 191V190H30ZM50 191V190H49ZM128 191V190H127ZM130 191V192H131ZM169 191V190H168ZM192 191V190H191ZM261 191V190H260ZM17 192L18 191H16V193L15 194H17ZM55 191H53V193H54ZM90 192V191H89ZM142 192V191H141ZM205 192V191H204ZM258 192V191H257ZM30 193H32V191L30 192ZM35 193V192H34ZM58 193V192H57ZM122 193V192H121ZM150 193H151V191H150ZM150 193H149V195H150ZM164 193V192H163ZM169 193V192H168ZM172 193V192H171ZM202 193V192H201ZM14 194V195H15ZM56 194V193H55ZM143 194V193H142ZM170 194V193H169ZM168 194V195H169ZM173 194V193H172ZM176 194V193H175ZM204 194V193H203ZM217 194V193H216ZM259 194V193H258ZM1 195V194H0ZM3 195V194H2ZM1 195V196H2ZM23 195V194H22ZM34 195V194H33ZM36 195H37V193H36ZM131 195V194H130ZM171 195V194H170ZM192 195V194H191ZM214 195V194H213ZM223 195V194H222ZM16 196V195H15ZM18 196H19V194H18ZM28 196V195H27ZM39 196V195H38ZM62 196V195H61ZM65 196V195H64ZM139 196V195H138ZM137 196V197H138ZM148 196V195H147ZM214 196H216L217 197V195H214ZM219 196H220V194H219ZM9 197V196H8ZM14 197V196H13ZM33 197V196H32ZM133 197V196H132ZM141 197V196H140ZM139 197V198H140ZM193 197V196H192ZM204 197V196H203ZM209 197V196H208ZM211 197V196H210ZM213 197V196H212ZM211 197V198H212ZM221 197V196H220ZM232 197V196H231ZM263 197V196H262ZM3 198V197H2ZM20 198H21V196H20ZM54 198V197H53ZM53 198H51L52 200H53ZM56 198V197H55ZM135 198V197H134ZM138 198V199H139ZM151 198H153V197H151ZM177 198V197H176ZM181 198H182V196H181ZM234 198V197H233ZM257 198V197H256ZM264 198V197H263ZM263 198H261V199H263ZM6 199V198H5ZM22 199V198H21ZM34 199H36V198H34ZM40 199V198H39ZM43 199V198H42ZM46 199V198H45ZM57 199V198H56ZM60 199H61V197H60ZM150 199V198H149ZM172 199V198H171ZM179 199V198H178ZM225 199V198H224ZM236 199H238V198H234V200H236ZM31 200V199H30ZM47 200V199H46ZM58 200V199H57ZM66 200V199H65ZM128 200V199H127ZM136 200V199H135ZM146 200V199H145ZM159 200V199H158ZM176 200V199H175ZM188 200V199H187ZM198 200V199H197ZM230 200H231V198H230ZM264 200V199H263ZM3 201V200H2ZM18 201V200H17ZM41 201V200H40ZM55 201V200H54ZM53 201V202H54ZM138 201V200H137ZM142 201H144V200H142ZM199 201V200H198ZM197 201V202H198ZM201 201H203V200H201ZM239 201H240V199H239ZM14 202V201H13ZM20 202V201H19ZM48 202V201H47ZM57 202V201H56ZM65 202V201H64ZM63 202V203H64ZM69 202V201H68ZM85 202V201H84ZM149 202V201H148ZM167 202H169V200L167 201ZM177 202H179V200L177 201ZM187 202V201H186ZM193 202V201H192ZM263 202V201H262ZM51 203V202H50ZM67 203V202H66ZM142 203V202H141ZM181 203V202H180ZM199 203V202H198ZM4 204V203H3ZM17 204V203H16ZM43 204V203H42ZM45 204V203H44ZM55 204V203H54ZM87 204V203H86ZM96 204V203H95ZM125 204V203H124ZM146 204H147V202H146ZM162 204V203H161ZM166 204H168V203H166ZM182 204V203H181ZM1 205V204H0ZM32 205V204H31ZM30 205V206H31ZM75 205V204H74ZM148 205V204H147ZM159 205H160V203H159ZM191 205V204H190ZM234 205V204H233ZM242 205V204H241ZM2 206V205H1ZM7 206V205H6ZM5 206V207H6ZM55 206V205H54ZM68 206V205H67ZM142 206V205H141ZM140 206V207H141ZM143 206H145L144 204H143ZM184 206V205H183ZM243 206V205H242ZM4 207V206H3ZM4 207V208H5ZM8 207V206H7ZM6 207V208H7ZM28 207H29V205H28ZM46 207V206H45ZM124 207H125V205H124ZM124 207H122V206H120V211H122V209H124V211H125V214L124 215H126L125 216V218H126V220H127V222H131V218H133V217H131V209L130 208H124ZM153 207V206H152ZM159 207H162V205L161 206H159ZM159 207H158V209H159ZM174 207V206H173ZM179 207V206H178ZM234 207H235V205H234ZM234 207H233V210H234ZM237 207V206H236ZM239 207V206H238ZM241 207V206H240ZM58 208V207H57ZM75 208H76V206H75ZM110 208V207H109ZM118 208H119V205H118ZM147 207H145V209H146ZM170 208V207H169ZM168 208V209H169ZM180 208V207H179ZM47 209V208H46ZM54 209H56L55 207H54ZM68 209V208H67ZM102 209V208H101ZM111 209V208H110ZM139 209V208H138ZM142 209V208H141ZM167 209V210H168ZM170 209H172V208H170ZM178 209V208H177ZM51 210V209H50ZM69 210V209H68ZM78 211H81L82 209H81V207H79L78 209H77ZM103 210H104V208H103ZM118 210V209H117ZM53 211V210H52ZM56 211H57V209H56ZM62 211V210H61ZM74 211V210H73ZM73 211H72V213H73ZM92 211V210H91ZM107 211V210H106ZM119 211V212H120ZM139 211H141V210H139ZM143 211V210H142ZM149 211V210H148ZM161 211V210H160ZM165 211V210H164ZM175 211H177V210H175ZM236 210H234V212H235ZM248 211V210H247ZM38 212V211H37ZM45 212H46V210H45ZM54 212H55V210H54ZM58 212V211H57ZM68 213H69V211H67ZM136 212V211H135ZM169 212V211H168ZM261 212V211H260ZM53 212H51V214H52ZM59 213V212H58ZM96 213V212H95ZM102 213V212H101ZM107 214H108V212H106ZM111 213V212H110ZM161 213H162V211H161ZM164 213V212H163ZM173 214H174V212H172ZM180 213V212H179ZM4 214V213H3ZM31 214V213H30ZM53 214H55V213H53ZM70 214V213H69ZM117 214V213H116ZM145 214V213H144ZM168 214H170V213H168ZM242 214V213H241ZM246 214H248L247 212H246ZM246 214H244V215H246ZM12 215H13V213H12ZM11 215V216H12ZM34 216H35V214H33ZM71 215V214H70ZM119 215V214H118ZM146 216H148L147 214H145ZM175 215V214H174ZM236 215V214H235ZM243 215V214H242ZM10 216V217H11ZM37 216V215H36ZM39 216V215H38ZM45 216V215H44ZM51 216V215H50ZM57 216V215H56ZM64 216V215H63ZM82 216V215H81ZM80 216V217H81ZM90 216V215H89ZM115 216V215H114ZM121 216H122V214H121ZM137 216V215H136ZM167 216V215H166ZM183 216V215H182ZM13 217H15V215L13 216ZM68 217H70L69 215H68ZM74 217V216H73ZM101 217V216H100ZM108 217V216H107ZM139 217H141V216H139ZM160 217V216H159ZM12 218V217H11ZM19 218V217H18ZM29 218V217H28ZM40 218V216L38 217V219ZM64 218V217H63ZM164 218V217H163ZM162 218V219H163ZM187 218V217H186ZM242 218H243V216H242ZM16 219V218H15ZM115 219H119L120 221H121V223H125V219L123 218V216L121 217V218H115ZM139 219V218H138ZM10 220V219H9ZM26 220V219H25ZM60 220V219H59ZM67 220V219H66ZM94 220V219H93ZM100 220V219H99ZM105 220H107V219H104V220H102V222H104ZM118 220V221H119ZM169 221H171L170 219H168ZM181 220H182V218H181ZM90 221V220H89ZM109 221V220H108ZM141 221V220H140ZM150 221V220H149ZM156 221V220H155ZM164 221H165V219H164ZM30 222V221H29ZM33 222V221H32ZM41 222H43V221H41ZM50 222V221H49ZM52 222V221H51ZM106 222V221H105ZM132 222H133V220H132ZM159 222H161V221H159ZM177 222V221H176ZM15 223V222H14ZM114 223V222H113ZM119 223V222H118ZM167 223V222H166ZM11 224V223H10ZM32 224V223H31ZM35 224V223H34ZM60 224V223H59ZM89 224H91L90 222H89ZM103 224H106V223H103ZM109 224H111V223H109ZM173 224V223H172ZM179 224V223H178ZM6 225V224H5ZM21 225V224H20ZM82 225V224H81ZM102 225V224H101ZM112 225V224H111ZM122 225V224H121ZM146 225V224H145ZM149 225V224H148ZM164 225V224H163ZM162 225V226H163ZM182 225V224H181ZM1 226V225H0ZM16 226H18V225H16ZM22 226V225H21ZM42 226V225H41ZM44 226H45V224H44ZM50 226V225H49ZM60 227L62 226V225H59ZM70 226V225H69ZM92 226H93V224H92ZM107 226V225H106ZM110 226V225H109ZM114 226V225H113ZM123 226V225H122ZM126 226V225H125ZM129 226V225H128ZM127 226V227H128ZM19 227V226H18ZM32 227V226H31ZM39 227H40V224H39ZM53 227H55V225L53 226ZM60 227H58L59 228V230H61L62 229V227L60 228ZM91 227V226H90ZM96 227H98V223H96ZM110 227H112V226H110ZM116 227V226H115ZM133 227V226H132ZM131 227V228H132ZM143 226L141 225V228H142ZM169 227V226H168ZM172 227V226H171ZM204 227V226H203ZM6 228V227H5ZM10 228H12V227H10ZM105 228V227H104ZM122 228H124L125 229V227H122ZM158 227H156V229H157ZM26 229V228H25ZM52 228H50V230H51ZM69 229V228H68ZM78 229V228H77ZM150 229V228H149ZM152 229V228H151ZM155 229V230H156ZM159 230H160V228H158ZM157 229V230H158ZM186 229V228H185ZM205 229V228H204ZM7 230V229H6ZM12 230V229H11ZM22 230H23V227H22ZM27 230V229H26ZM40 230H42L43 231V229H40ZM95 230V229H94ZM97 230V229H96ZM113 230H114V228H113ZM132 230V229H131ZM158 230V231H159ZM173 230H174V228H173ZM19 231H21V229H20V227H19ZM53 231H54V229H53ZM55 231H57V229L55 228ZM87 231H91L90 230V228L89 229H87ZM93 231V230H92ZM98 231H99V229H98ZM107 231H109V230H107ZM142 231V230H141ZM175 231V230H174ZM211 231V230H210ZM209 231V232H210ZM212 231H214V229L212 230ZM216 231V230H215ZM221 231V230H220ZM48 232H49V230H48ZM67 232H69V231H67ZM114 232H115V230H114ZM4 233V232H3ZM9 233V232H8ZM10 233H12V231L10 232ZM17 233V232H16ZM19 233V232H18ZM32 233V232H31ZM79 233V232H78ZM95 233V232H94ZM132 234V236L134 237V238H136V237H138V234L136 233V230H133V232H131ZM174 233V232H173ZM184 233V232H183ZM218 233H219V231H218ZM15 234V233H14ZM23 234V233H22ZM36 234H38V233H36ZM36 234H34V235H36ZM50 234V233H49ZM68 234V233H67ZM82 234V233H81ZM111 234V233H110ZM146 234H147V231H146ZM153 234V233H152ZM201 234H203V233H201ZM263 234H264V232H263ZM8 235V234H7ZM11 235V234H10ZM13 235V234H12ZM24 235V234H23ZM31 235V234H30ZM34 235H32V236H34ZM46 235V234H45ZM53 235V234H52ZM54 235H55V233H54ZM83 235V234H82ZM142 235H143V233H142ZM155 235V234H154ZM153 235V236H154ZM157 235V234H156ZM172 235V234H171ZM211 235V234H210ZM232 235V234H231ZM31 236V237H32ZM38 236V235H37ZM80 236V235H79ZM113 236H115V235H113ZM170 236V235H169ZM212 236V235H211ZM234 236V235H233ZM4 237H5V235H4ZM23 237H25V236H23ZM30 237V236H29ZM45 237V236H44ZM44 237H42V238H44ZM81 237H83V236H81ZM86 237V236H85ZM84 237V238H85ZM102 237V236H101ZM148 237V236H147ZM249 237V236H248ZM27 238V237H26ZM64 238V237H63ZM110 238V237H109ZM133 238V239H134ZM139 238V237H138ZM149 238V237H148ZM164 238V237H163ZM233 238V237H232ZM263 238V237H262ZM4 239V238H3ZM3 239H2V241H3ZM14 239V238H13ZM40 239V238H39ZM45 239V238H44ZM69 239V238H68ZM73 239V238H72ZM96 239V238H95ZM115 239V238H114ZM117 239V238H116ZM150 239V238H149ZM165 239H166V237H165ZM253 239V238H252ZM251 239V241H253ZM11 240H12V238H11ZM30 240V239H29ZM78 240V239H77ZM107 240V239H106ZM106 240H105V242H106ZM129 240V239H128ZM157 240V239H156ZM178 240H180V239H178ZM210 240V239H209ZM216 240H218V238L216 239ZM216 240H214V241H216ZM2 241H1V243H2ZM9 241H10V239H9ZM14 241H15V239H14ZM76 241V240H75ZM75 241H74V243H75ZM80 241V240H79ZM84 241V240H83ZM93 241V240H92ZM102 241H104V239L102 240ZM160 241V240H159ZM166 241V240H165ZM170 241V240H169ZM7 242V241H6ZM50 242V241H49ZM64 242H66L65 240H64ZM94 242H96V241H94ZM93 242V243H94ZM99 242V241H98ZM132 242V241H131ZM161 242H163V241H161ZM249 242V241H248ZM247 242V243H248ZM4 243V242H3ZM14 244L12 245V247L11 248H13L14 250H16V252H18L22 247H20V245H19V241H16V243L15 242H13ZM36 243V242H35ZM44 243V242H43ZM57 243H59V242H57ZM67 243V242H66ZM79 243H81V242H79ZM84 243V242H83ZM87 243V242H86ZM92 243V244H93ZM109 243V242H108ZM113 243V242H112ZM175 243H176V241H175ZM218 243H220L219 241H218ZM10 244V243H9ZM31 244V243H30ZM39 244H41V243H39ZM50 244V243H49ZM61 244V243H60ZM63 244V243H62ZM61 244V245H62ZM136 244H138V243H136ZM148 244V243H147ZM163 244V243H162ZM171 244V243H170ZM177 244V243H176ZM185 244V243H184ZM187 244V243H186ZM191 244H193V243H191ZM200 244V243H199ZM205 244H207V243H205ZM4 245H5V243H4ZM23 245V244H22ZM42 245V244H41ZM47 245V244H46ZM45 245V246H46ZM55 245V244H54ZM79 245V244H78ZM88 245V244H87ZM114 245H116V244H114ZM166 246V244H163V246ZM49 246V245H48ZM57 246V245H56ZM75 246V245H74ZM77 246V245H76ZM84 246H86V245H84ZM100 246H101V244H100ZM102 246L103 247H97V246H94L93 248H91V251H92V254L93 255H95L96 253H104V254H102V255H105V253H107L109 256H110V258H111V260H115L113 257H112V255L114 254V251L112 252V250L111 249H113V250H116L117 251V248H114L113 247V245L110 247V246H106V243H103L102 242ZM118 246V245H117ZM125 246V245H124ZM162 246V245H161ZM194 246V245H193ZM196 246H198V245H196ZM216 246V245H215ZM220 246V245H219ZM218 246V247H219ZM259 246V245H258ZM23 247L26 249V248H28V246H25V245H23ZM38 247V246H37ZM87 247V246H86ZM91 247V245L89 246V247H87V249L89 250V248ZM195 247V246H194ZM201 247V246H200ZM209 246H207V248H208ZM6 248V247H5ZM42 248V247H41ZM49 248H50V246H49ZM53 248V247H52ZM120 248V247H119ZM126 248H127V246H126ZM180 248V247H179ZM207 248H205V249H207ZM210 248V247H209ZM35 249V248H34ZM47 249V248H46ZM149 249H151V248H149ZM204 249V248H203ZM213 249H215V248H213ZM7 250V249H6ZM77 250V249H76ZM83 250V249H82ZM133 250H134V248H133ZM153 250V249H152ZM156 250V249H155ZM154 250V251H155ZM158 250H159V248H158ZM197 250V249H196ZM212 250V249H211ZM12 251V250H11ZM23 251V250H22ZM26 251H27V249H26ZM25 251V252H26ZM42 251V250H41ZM52 251H54V250H52ZM149 251V250H148ZM28 252H29V250H28ZM57 253L58 252H61V255L63 256V258H65L64 260H65V262H67V260H72V259H75L76 257L74 256V255H71V254H69V251H68V249H58L57 251H56ZM71 252V251H70ZM85 252V251H84ZM206 252H208V251H206ZM15 253V252H14ZM40 253V252H39ZM76 253V252H75ZM78 253H79V251H78ZM120 253V252H119ZM122 253V252H121ZM128 253V252H127ZM149 254H150V252H148ZM154 253V252H153ZM199 253V252H198ZM210 253V252H209ZM17 254V256L19 257V253H16ZM25 254V253H24ZM45 254V253H44ZM52 254H54V253H52ZM106 254V256H108ZM155 254V253H154ZM172 254V251H170V250H168V256L166 257V260H168V258H169V256ZM213 254V253H212ZM5 255V254H4ZM98 255V254H97ZM122 255L124 256V253H122ZM2 256H3V254H2ZM13 256V255H12ZM11 256V257H12ZM21 256L24 258V255H22L21 254ZM36 256V255H35ZM38 256V255H37ZM47 256V255H46ZM151 256V254L149 255V257ZM229 256V255H228ZM233 256V255H232ZM10 257V258H11ZM15 257H16V255H15ZM42 257H44L43 255H42ZM55 257H56V255H55ZM100 257H102V256H100ZM140 257V256H139ZM154 257V256H153ZM198 257H200V255H198ZM26 258V257H25ZM24 258V259H25ZM58 258V257H57ZM62 258V257H61ZM85 258V257H84ZM83 258V259H84ZM94 258H96V257H94ZM104 258V257H103ZM101 259L99 262H98V264H116V263H113V262H110V261H106V260H104V259ZM109 258V259H110ZM119 258V257H118ZM137 258V257H136ZM146 258V257H145ZM144 258V259H145ZM194 258V257H193ZM11 259H13V258H11ZM20 259L21 258H18V261H20ZM40 259V258H39ZM43 259V258H42ZM86 259V258H85ZM107 259V258H106ZM139 260L140 259H142V258H138ZM153 259V258H152ZM207 259H210V258H207ZM225 260H226V258H224ZM3 260L4 261H6V263L7 264H9V261L8 260H5L4 258H3ZM30 260H32V259H30ZM38 260V259H37ZM108 260V259H107ZM118 260V259H117ZM116 260V261H117ZM148 260V259H147ZM146 259L144 260V261H147ZM150 260V259H149ZM149 260H148V262H149ZM219 260V259H218ZM243 260V259H242ZM2 261V260H1ZM14 261V260H13ZM21 261H23V259H21ZM36 261V260H35ZM41 261H43V260H41ZM50 261V260H49ZM57 261V260H56ZM55 261V262H56ZM122 261V260H121ZM141 261V260H140ZM140 261H138V262H140ZM208 261H210V260H208ZM213 261V260H212ZM237 261H238V259H237ZM54 262V263H55ZM82 262V261H81ZM109 262V263H108ZM123 262V261H122ZM122 262H120L119 264H122ZM207 262V260L205 261V263ZM213 262H215V261H213ZM223 262V261H222ZM238 262H240V261H238ZM243 262V261H242ZM245 262V261H244ZM13 263V262H12ZM23 263V262H22ZM64 263V262H63ZM97 263V262H96ZM154 263V262H153ZM179 263V262H178ZM200 263V262H199ZM211 264H212V262H210ZM217 263V262H216ZM218 263H221V259H220V262H218ZM227 263H229V262H227ZM21 264V263H20ZM48 264V263H47ZM52 264V263H51ZM57 264V263H56ZM94 264V263H93ZM145 264V263H144ZM148 264V263H147ZM150 264V263H149ZM202 264V263H201ZM223 264V263H222ZM231 264V263H230ZM237 264V263H236Z\"/></svg>", "mask_w": 264, "mask_h": 264}, {"label": "water", "instance_id": "water-1", "mask_svg": "<svg viewBox=\"0 0 264 264\" xmlns=\"http://www.w3.org/2000/svg\"><path fill=\"white\" fill-rule=\"evenodd\" d=\"M140 26L135 29V34L138 36L139 43L137 45V52L146 60H154L162 55L168 54L174 50L184 38L183 34L174 36L156 35L153 33L148 24H144L142 17H136ZM93 38V41H97ZM250 104H255L260 107V104L251 101ZM209 157L208 161L201 163L202 173L208 180L207 195L213 192H220L225 196H235L240 194L244 188V180L240 179L242 171L238 166L232 162L236 158L226 157ZM231 161V162H230Z\"/></svg>", "mask_w": 264, "mask_h": 264}]
</instances>
